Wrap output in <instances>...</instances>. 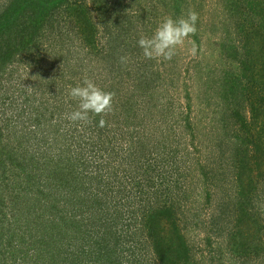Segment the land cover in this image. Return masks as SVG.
Listing matches in <instances>:
<instances>
[{"label": "rangeland", "instance_id": "rangeland-1", "mask_svg": "<svg viewBox=\"0 0 264 264\" xmlns=\"http://www.w3.org/2000/svg\"><path fill=\"white\" fill-rule=\"evenodd\" d=\"M102 1L104 3L101 0L95 3L91 0L76 2L86 9L85 16L97 24L94 50H88L79 43L74 33L77 28L74 26L75 20H72V24L70 21L67 23L69 17L64 9L59 8L52 17L53 32L46 24L43 27L45 36L39 35L34 40L35 43L27 46L32 58L42 59L39 64L46 68L31 69L24 64L15 63L5 73L0 72V133L5 135L8 132L11 139L8 143L12 147L0 150V185L14 189L17 195L11 202V197L7 195L6 201L10 202V207L6 209L8 203L4 207L6 216L2 220L0 218V226L4 230L8 227L13 229L11 232L15 236L17 250L28 255L24 264L52 263V258L47 254L52 247L55 251L53 253L60 255L61 260L68 252L89 253L91 245L87 241L91 238H96L98 245L112 243L107 245L117 248L118 257L112 258L114 255L110 253L112 257L106 259V262L112 260V263L122 261V264H131L128 262V249L134 246L136 240L127 230L134 232L141 224L135 225V222L140 223L138 217L131 219L121 212L122 208H126L121 202L127 201L123 194L127 193L128 188L120 170L128 168L125 163L132 159L129 157L132 148L128 147V133L139 127L141 117L147 116L144 122L151 123L162 119V116H158L155 110L147 115L144 109L147 106L141 103V107L139 106L138 102L147 103V98L138 100V104L131 107L130 112L127 111L128 104L133 101L130 100L131 94L139 90H133L130 78H124L120 85L112 79V72L119 66L104 58L109 48L107 30L102 22L114 14L117 7L106 8V5L113 4L115 0ZM123 1L127 5V17L135 13L146 17V21L140 26V32L127 35L130 36L128 40L132 41L131 45L135 42L133 40L150 36L164 18L174 13L164 7L166 0ZM9 2L10 0H0V12ZM187 2L182 6L181 15H187L189 11L198 13L197 32L194 36L199 39L196 41L191 36L190 40H186L176 49L172 62L154 58L158 73L172 69L177 73L173 78V86L168 83L170 75L165 82H158L163 86L160 88L161 94L157 93L156 96L161 97L165 107L175 109L176 113L180 111L182 116H188L194 124L193 136L179 141L184 145L173 147L175 142H172V153L163 157L164 165L169 163L170 167L173 163V183L182 181L177 173L185 177L182 181L184 186L173 189V209H178L176 224L195 264H264V178L258 176L264 173V154L255 151L259 141H264V112L261 113L260 109L258 113L255 112L245 101V106L236 115V109H228L225 105L233 102L229 98V92L237 91L240 86L235 85L238 83L237 79L228 78L229 74L226 72L232 66L226 60L220 59L217 53L224 30L231 28V24H227L231 19L224 13L223 0ZM167 5L173 7L172 2ZM105 8L107 10L103 15ZM253 17L250 14L246 19L252 20ZM130 23L132 26L133 22ZM245 32L241 31L242 36ZM231 33L233 34L232 30ZM237 33L235 31L234 35ZM20 36L14 31L11 37L8 36L6 45L16 44L20 48L24 42ZM239 38L234 37L236 40ZM193 41L197 49L195 55L190 51ZM57 55L63 62H57L51 68L50 60ZM133 64L134 61L130 62L127 58L122 70L129 71L131 66L130 71H133ZM200 76L202 79L198 80ZM85 79H90L101 89L114 93L111 110L102 117L90 114L87 121L72 122L67 119V115L77 109L78 103L69 96L70 87L82 84ZM184 86L188 87L189 98L185 97ZM252 98L254 99V95ZM126 101L130 102L125 110L121 102ZM101 118L106 121L103 127L99 126ZM121 118L127 125L120 122ZM165 123L158 121L156 126L147 130L151 133L155 129L153 138L150 137L152 144L157 143L158 135L162 133L157 129L164 127ZM167 123L170 126L172 119L168 118ZM123 132H127V135ZM179 134L173 131V141ZM246 140L249 142L248 147L242 143ZM6 142L7 140L1 141L0 146ZM185 145L187 146L184 149ZM195 150L200 152L199 161L201 165H205L204 171L192 160ZM7 151L10 153L7 154ZM8 157L12 158L11 162ZM235 157L236 161L244 157L251 170L247 172L245 169L248 165L241 169L238 163L234 164ZM135 158L140 162L141 157ZM108 163H111L109 169L116 171L118 176L108 175V170L100 169V165ZM240 171L245 173L241 182L236 180ZM100 172L104 174L102 183L103 188L108 190V195L112 192V196L117 194L122 198L121 202H117L118 198L113 196L114 205H110V210L104 213L97 207L100 204L99 199L106 203L109 201L107 190L95 204L92 202L93 197L87 202L90 199L87 197L94 191L92 181ZM250 176L257 188L245 199H241V203L247 204L245 216L250 217H245L238 223V211L241 212L242 209L236 195L240 189L244 191L249 188L246 184ZM127 204L131 206L132 203ZM26 207H29L28 215L24 214ZM141 210H145L143 205ZM20 213L23 216L17 220L16 225V218ZM107 213L112 217L122 215L118 219L121 223L101 232L99 222L103 221ZM42 215L46 221L42 218L41 225H37L35 221ZM170 226L159 224L156 228L160 248L161 242L170 243L173 240L175 244L178 241L174 229L173 235H167L172 233ZM239 230L240 236H235ZM110 236L113 238H109ZM21 238L25 241L21 242ZM159 238L152 240L156 243ZM51 240L54 245L49 247ZM240 241L246 245L242 247L247 248V254H243L245 252ZM35 247L39 250V255L33 250ZM41 248H44L43 252ZM254 249L260 251L256 252ZM148 251L145 254L136 251L132 255V264H140L137 262L138 258L147 260L146 264H155L156 253L153 249ZM78 263H82L81 260ZM92 264H103V260L99 259Z\"/></svg>", "mask_w": 264, "mask_h": 264}, {"label": "trees", "instance_id": "trees-1", "mask_svg": "<svg viewBox=\"0 0 264 264\" xmlns=\"http://www.w3.org/2000/svg\"><path fill=\"white\" fill-rule=\"evenodd\" d=\"M91 1L95 3L98 0ZM76 2L77 0H10V2L5 7H3V10L0 12V21H2V23L0 22V72L5 73L6 69L15 63L24 64L25 66H29V68L31 67V69H35L36 67L44 69L46 68V66H41L39 64L42 59L32 58V54L30 53L29 47L27 46L31 43H35L34 40L37 39L39 35H44L45 32L43 27L46 24L49 25L50 31L53 32L52 17L56 15L59 8L64 9V13H66L69 17V19L66 20L67 23L70 21L72 24V20H75L74 26L77 28L74 33L78 37L77 39L79 43L81 42V44H83L88 50H94L96 48L95 36L98 33L96 28L97 24L94 23L89 17L85 16L87 13L86 9L76 4ZM102 2L104 3V1L101 0V3ZM165 2L167 4H170L171 2L173 3V7L167 4L164 5V7L167 8L169 12L174 11L172 16L175 17V15L180 16L182 14V6H184V2L186 3L187 0H166ZM223 3L224 13L229 19H231L227 23L231 24V28L224 30V36L221 40L220 47H218L219 50L216 52L220 56V59L226 60L229 66H232L229 71H225L226 74H229L228 78L234 80L237 79L236 81H238V83L235 85L240 86L237 91L229 92V98H232L233 102L225 105L228 109L230 107L236 109V115H238L239 109L245 106L244 102L246 101L250 106L253 107V110H256L255 112L260 109L262 113L264 112V0H223ZM99 6L103 7L100 4ZM116 7V12L110 15L107 20L102 22L103 26H105L107 30V46L109 48L104 58L110 59L114 63L118 64L119 68L112 72V79H114L118 85L124 81V78H130V83L132 82V87H134L133 90H139L131 94L132 96H130V100L133 99V101L130 104H128L130 101H126L127 103L121 102L123 104V108L125 109V106L128 104L127 111L130 112L131 107L134 108L139 103L140 107L141 104L147 106L144 107V109H146L147 115L152 114V112L155 110V113L158 116H162V119L155 120L154 122H151L152 124L144 122L147 116L144 118L141 117L142 119L140 120L139 127L135 131H130V134L128 133V147L132 148L131 153H129V157H132V159H129V161H127L128 163H125V166L128 168L125 167V170H120L123 180H125L127 183V193L123 194V196L127 198V201L121 202L122 198L120 195H113L118 198L116 199L117 202H121V204L126 207L125 209H121L123 214L131 217V219L135 217L140 219V223L135 222L136 226H140L141 224L140 228L137 227L134 232L132 230H127L131 232L136 240L134 246L128 249V262L132 264V255L136 251L145 254L149 252V249H153L157 256V261L155 260L154 262L155 264H195L193 262L191 251L185 244L184 238L182 235H180L178 226L176 224V213L178 212V209L176 211L173 209V189L182 188V186H184V182L182 181L185 180V177L181 176L180 173H177L178 178H180L182 181H176L173 183V163L170 165V167L168 165L169 163L164 165L165 163L163 158L164 156L166 157L172 153L174 146L184 145L181 142L185 139V137L193 136L194 124L188 116H182L180 111L176 113L175 109L174 111L171 110V108L165 107L164 103L161 102V97L156 96L157 93L161 94L160 88L163 86V84L159 85L160 83L158 82H165L167 76L170 75L171 77L168 80V83L170 86H173L172 83L173 78H175L177 74L176 71H173L172 69L167 71L163 70V72L158 73V69L155 68L154 64L155 59H148L143 55V53L141 54L143 50L138 46V40L140 38L133 40L135 41L133 45H131L132 41L128 40V37L131 36V32L137 33L141 31L140 26L144 24L146 17H142V14L137 13L127 17V5H124L123 0H115L113 4L109 6L106 5L107 9ZM106 8L102 12L103 15L106 13ZM250 14H253L254 17L252 20H247L246 18ZM233 18H235V20H233ZM19 19H23L24 21L18 22L17 20ZM130 22H133L132 26ZM137 24L139 27H136ZM233 25H235V28ZM231 30L233 34L231 33ZM14 31L21 35V40H24V42L20 45V48H18L16 44L6 45L8 43L7 39H9L8 36L11 37ZM235 31L236 33L238 31L240 32L234 35ZM241 31H246L243 36ZM129 34L130 36H127ZM192 37H194V40L196 41L199 39L194 35ZM234 37L240 38L239 40H236ZM9 46L12 47L9 48ZM121 57L128 58L130 62H132V60L134 61L132 66L133 71H130L131 66H129V71L122 70L127 59L125 62H121ZM172 61L173 58L171 59V62ZM57 62H63V59L59 57V55L51 58L50 67L54 68ZM194 69L196 70L197 68L194 67ZM201 79L202 76H200L198 80ZM53 80L52 82H55ZM184 87V93L186 92L185 97L189 98L188 87ZM122 88L123 87H121V89ZM253 95L254 99L252 98ZM142 98H147V103H144L143 101L138 102V100ZM168 118L172 119V124L170 126H167ZM119 120L120 122L127 125L126 121L122 118ZM158 121L161 123H166L164 124L165 126L162 127L163 129H157L158 132L160 131L162 133H159L157 143L152 144L150 137L152 136L153 138V132L155 129L151 133L147 130H149L151 126H156ZM173 131L180 133L176 139L177 141H173ZM126 133L127 132H123V134L127 135ZM5 140H7V142L3 144L1 143L3 146H0V150L7 147L12 148L8 143V141H11L8 132H6L5 135L0 133V142ZM260 141L259 144L256 145L257 147L255 151H259V153L264 154V141ZM172 142H175V144L173 145ZM242 143H245L248 147V140ZM21 145L22 143L20 142L19 146ZM187 145H185L183 148L185 149ZM170 148H172V150ZM244 150H247V148L244 147ZM166 152L168 153L166 154ZM9 153L10 151H7V154ZM124 153H126V151ZM195 153L196 154L193 157L194 159L192 160L204 171L205 165H201L199 161L200 156L198 154H200V152L195 150ZM136 156L141 157L140 162H138V159L135 158ZM236 158L237 157L233 159V163H238L242 167L241 169L248 165V161L244 157L238 161H236ZM9 159L11 162L12 158ZM110 166L111 163L102 164L100 165V169L102 168V170H108L107 172H110L108 175H117L116 171L114 172L113 170L109 169ZM249 166L250 165L245 168L247 169V172L251 170ZM244 175L245 173L243 174V172L240 171L236 175V180L241 182ZM103 176V172H100V175L98 174V176L94 177L95 179L92 181L94 185V191H92L89 197H87L90 198L87 200V202L91 201V197H93L92 202L95 204L96 200H98L104 194V192H106L107 189L103 188L104 184L102 183L104 180ZM258 176L264 178V173L258 174ZM246 185L249 188L244 191L240 189L239 194L236 195L240 202L239 205L242 209L241 212L238 211L240 214L238 217L239 220L237 221L238 223H240V221L245 217H250L249 215L245 216L247 204L244 205L241 203V199H245L247 195L252 192V190L257 188V186L254 187L251 176L248 178ZM241 186L242 183L240 187ZM4 187L0 185L1 220L6 216V209L10 207V202L17 197L14 189L8 188V186ZM5 191L8 193L6 194ZM9 191L11 192L9 193ZM111 193H109L111 195V197H109L110 195H108L107 190V198L109 199L107 203L102 199L98 200L100 204L98 205L97 209H100L103 213L109 211L110 209L108 207L110 205H114L115 203L113 201L114 197ZM7 195L11 197L10 202L6 201ZM127 203L132 204L129 206ZM142 205L145 207L144 211L141 210ZM5 206L6 209L4 208ZM12 206H14V202ZM28 210L29 207H26L24 209V214H30ZM22 214L23 213H20V215L16 218V225L17 220L22 218ZM106 215V217H103V221L99 222V229L101 232L106 231L111 227L114 228L118 225V223H121L118 222V219L122 215H115L116 217H112V215H108V213ZM43 216L44 215L39 217L38 221H35L37 225H41L43 220L46 221L45 217ZM61 221L62 218H60L59 222ZM136 223H138V225ZM159 224L171 225L170 230L172 233L169 232L167 235H173L174 229L176 232V240H178L176 241L177 243L174 244L173 240L170 242L172 244L161 242L162 247L160 248V238L156 235V228ZM48 225L50 224L48 223ZM11 231H13V229L8 227L6 230H4V227L0 226V264H24L28 255L20 250H17L15 236ZM237 234L240 236V230L235 233V236ZM141 235L142 237H140ZM144 237L145 241H143ZM109 238H113V236H110ZM157 238H159V242H153L152 239L156 240ZM20 241L24 242L25 240L21 238ZM87 242L91 245L89 253H84L82 251L81 254H78L76 251H74L71 252V254L68 252V255L61 260L60 255L53 253L55 252L54 247H52L54 245V241L51 240L49 242V247L51 246L52 248H49L47 252L48 257L52 258V263L50 264H92L97 263L99 259L103 260V264H122V261H115V263H112V260H110L109 262H106V259H110L112 257L110 256V253L114 255L112 258L118 257L119 252H117V248L115 249L114 246H108L112 243L98 245L99 243L96 241V238L88 239ZM240 243L241 247L243 245L246 246L244 243H242V241H240ZM86 244H84V246ZM33 250L37 252V255L40 254L37 247H35ZM254 250L257 252L259 249ZM43 251L44 248H41V252ZM245 251H248L247 248H243V252ZM166 254H168V256ZM243 254L247 253L245 252ZM78 260H81L82 263H78ZM146 261L147 260H143L141 258L137 259V262L140 264H146Z\"/></svg>", "mask_w": 264, "mask_h": 264}, {"label": "clouds", "instance_id": "clouds-1", "mask_svg": "<svg viewBox=\"0 0 264 264\" xmlns=\"http://www.w3.org/2000/svg\"><path fill=\"white\" fill-rule=\"evenodd\" d=\"M198 13L189 11L187 15L179 17L169 16L164 18L150 36H142L138 46L143 50V55L148 59L163 58L171 60L176 49L190 40L197 32ZM190 49L191 54L197 52L194 41ZM127 58L121 57V62ZM69 96L77 101V109L67 115L72 122L87 121L89 115L103 116L111 110L114 93L98 87L92 80L85 79L82 84L70 87ZM106 121L101 118L99 126H105Z\"/></svg>", "mask_w": 264, "mask_h": 264}]
</instances>
